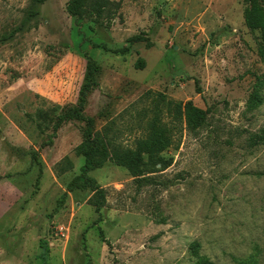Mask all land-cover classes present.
Masks as SVG:
<instances>
[{"label":"rangeland","instance_id":"obj_1","mask_svg":"<svg viewBox=\"0 0 264 264\" xmlns=\"http://www.w3.org/2000/svg\"><path fill=\"white\" fill-rule=\"evenodd\" d=\"M67 1L0 0V264H264V61L246 1L113 0L109 24L71 17ZM88 56L82 115L97 136L134 148L159 126L170 141L167 164L140 177L111 160L89 170L99 211L90 186L67 190L85 120L52 128L77 105ZM186 101L205 112L195 129Z\"/></svg>","mask_w":264,"mask_h":264},{"label":"trees","instance_id":"obj_2","mask_svg":"<svg viewBox=\"0 0 264 264\" xmlns=\"http://www.w3.org/2000/svg\"><path fill=\"white\" fill-rule=\"evenodd\" d=\"M245 1L246 6L243 10L244 23L251 30H259L258 54L264 61V0ZM119 7V3L113 0H68L66 4V10L71 17L77 20L88 19L95 23L106 21V24L110 23ZM141 40H145V38L135 35L130 39V43ZM128 48L126 46L120 49H113L112 52L123 53ZM97 70V64L88 56L86 58L85 82L80 87L78 103L75 107L63 109L61 113L57 114L52 128L55 133L64 120H85L84 135L76 149L84 157V163L81 167V174L75 176L67 184V190L90 186L94 193L88 199V203L94 206L96 211H99L105 202V191L92 177L86 175L89 170L100 167L106 160H111L117 165L124 166L132 176L140 177L145 173L154 171L157 164L161 166L167 164L161 153L169 146L170 141L167 137H164L163 129L159 126H152L145 137L137 139L134 148H124L115 145L110 137H98V133L92 129L91 119L82 115L87 93L97 83ZM259 101L258 95L252 93L247 101L248 108H253ZM176 106L177 111L184 115L186 127L195 129L204 122V110L193 105L191 101L177 103ZM259 139L264 141V130L259 134ZM72 167L73 165L69 158L64 157V161L59 164L58 171L63 172ZM61 200L58 201V205ZM193 245L195 246V244ZM197 264L206 263L203 260H199Z\"/></svg>","mask_w":264,"mask_h":264}]
</instances>
